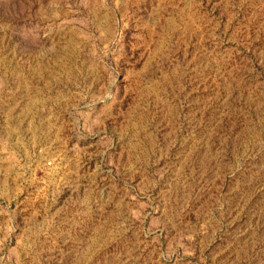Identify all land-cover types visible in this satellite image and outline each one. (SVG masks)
<instances>
[{
    "label": "rangeland",
    "instance_id": "1",
    "mask_svg": "<svg viewBox=\"0 0 264 264\" xmlns=\"http://www.w3.org/2000/svg\"><path fill=\"white\" fill-rule=\"evenodd\" d=\"M0 264H264V0H0Z\"/></svg>",
    "mask_w": 264,
    "mask_h": 264
}]
</instances>
